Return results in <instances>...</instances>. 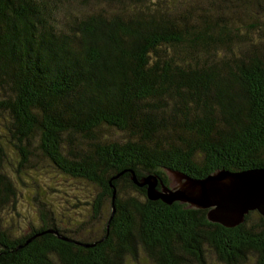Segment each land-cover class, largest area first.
I'll use <instances>...</instances> for the list:
<instances>
[{
  "label": "trees",
  "instance_id": "1",
  "mask_svg": "<svg viewBox=\"0 0 264 264\" xmlns=\"http://www.w3.org/2000/svg\"><path fill=\"white\" fill-rule=\"evenodd\" d=\"M0 126V212L44 161L95 190L86 236L37 185L0 264H264L258 211L227 228L139 185L264 169V0H0Z\"/></svg>",
  "mask_w": 264,
  "mask_h": 264
},
{
  "label": "water",
  "instance_id": "2",
  "mask_svg": "<svg viewBox=\"0 0 264 264\" xmlns=\"http://www.w3.org/2000/svg\"><path fill=\"white\" fill-rule=\"evenodd\" d=\"M167 174L169 185L159 182L155 175L139 183L147 187L149 199L208 210L210 222L227 228L242 224L251 211H258L264 219V169L239 172L222 169L200 179L173 170H167Z\"/></svg>",
  "mask_w": 264,
  "mask_h": 264
},
{
  "label": "rangeland",
  "instance_id": "3",
  "mask_svg": "<svg viewBox=\"0 0 264 264\" xmlns=\"http://www.w3.org/2000/svg\"><path fill=\"white\" fill-rule=\"evenodd\" d=\"M4 130L0 126V133ZM106 136V134H105ZM9 157L14 161L12 149H9ZM36 183L29 178L23 179L26 187L21 191L20 201L17 208H5L0 212V228L11 229L14 234H23L30 231V224L39 222V204L35 200L37 185L45 193V198L53 204V207L60 217L68 222V228L77 229L84 226L82 233L92 236V212L91 203L95 197L94 188L85 180H76L56 171L48 161H44L40 170L34 172ZM21 185V181L16 182ZM98 222H93L96 226ZM77 225V226H76ZM79 226V227H78ZM143 264H150L144 260Z\"/></svg>",
  "mask_w": 264,
  "mask_h": 264
}]
</instances>
